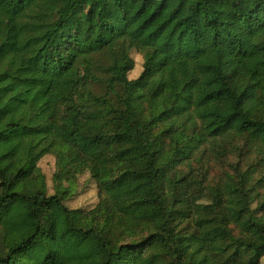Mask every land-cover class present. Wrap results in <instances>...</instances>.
I'll use <instances>...</instances> for the list:
<instances>
[{
	"label": "trees",
	"instance_id": "1",
	"mask_svg": "<svg viewBox=\"0 0 264 264\" xmlns=\"http://www.w3.org/2000/svg\"><path fill=\"white\" fill-rule=\"evenodd\" d=\"M205 56L233 113L142 121L148 82ZM203 162L241 199L195 188ZM116 263L264 264V0L1 1L0 264Z\"/></svg>",
	"mask_w": 264,
	"mask_h": 264
},
{
	"label": "rangeland",
	"instance_id": "2",
	"mask_svg": "<svg viewBox=\"0 0 264 264\" xmlns=\"http://www.w3.org/2000/svg\"><path fill=\"white\" fill-rule=\"evenodd\" d=\"M2 0H0L1 3ZM79 51H87L93 47L91 42L78 43ZM136 66L131 73V77H137L141 70V57L135 56ZM218 64V60L213 56H205L198 60L196 66H191L182 61L180 65L172 71L161 74L148 82L147 94L142 101L143 116L142 121H152L155 116L159 114V111L176 101L179 105L191 104V110L196 109L200 119L205 124V130L209 134L213 129V123L218 117L228 116L234 111L233 100L218 96L217 91L219 89V83L215 78V68ZM173 84L176 89L171 88ZM90 90L97 94L98 88L90 86ZM59 113L64 114L65 106L60 105L58 107ZM189 116V113L187 112ZM61 124V122H59ZM158 127V126H157ZM157 127L155 132H157ZM188 134L184 137V141H187L193 130L190 128H184ZM51 134L56 135L58 129L55 126H51ZM238 157L231 158L228 161L235 162ZM57 162L55 159H49L43 165L45 172L51 177L55 170H52L53 164ZM248 165L241 167V172L246 171ZM190 180L195 188H202L211 199L216 198L219 195L229 196L231 200H240L241 195L237 183L232 178L228 177L226 183H218L214 177L211 163L203 162L197 165V172L190 176ZM91 194L80 195L81 200L85 201L80 206H86L89 202H93ZM87 201V202H86ZM151 209L139 211V216H147L151 214ZM96 248V242L91 240L84 248L85 253L89 254ZM119 264V263H116Z\"/></svg>",
	"mask_w": 264,
	"mask_h": 264
}]
</instances>
